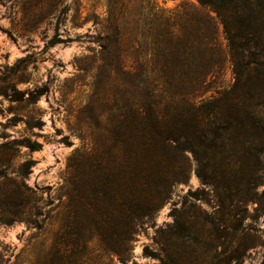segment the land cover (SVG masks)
I'll return each mask as SVG.
<instances>
[{
  "label": "rangeland",
  "instance_id": "obj_1",
  "mask_svg": "<svg viewBox=\"0 0 264 264\" xmlns=\"http://www.w3.org/2000/svg\"><path fill=\"white\" fill-rule=\"evenodd\" d=\"M111 1L116 0H0V264L158 263L145 254L146 247L163 259L168 252L221 264L227 255H237L239 264H262L264 146L256 158L209 160L216 168L211 187L219 199L232 203L229 208H218L212 188L211 195L193 196L209 187L196 175L189 153L186 159L178 154L171 159L184 164L186 178L173 182L167 198L136 219L130 238L111 181H101V197L89 202L90 180L75 170L76 164L99 152L101 132L110 128L116 104L127 107L130 98L126 89L131 84L113 76V60L100 52L102 37L113 34L107 17ZM156 2L165 8L188 2L209 9L196 0ZM123 3L137 12L141 0ZM210 14L224 51L220 74L211 84L230 85L223 29ZM30 143L39 149L32 150ZM30 159L34 162L26 164ZM235 169L240 173L233 175ZM147 195L152 191L142 187L129 197ZM82 196L83 201L89 198L87 205H81ZM248 196L251 200L243 202ZM98 198H103L101 205L93 207ZM138 212L128 210L129 215ZM227 212L234 215L230 229H225ZM180 222L186 230L181 227L176 234L172 226Z\"/></svg>",
  "mask_w": 264,
  "mask_h": 264
},
{
  "label": "trees",
  "instance_id": "obj_2",
  "mask_svg": "<svg viewBox=\"0 0 264 264\" xmlns=\"http://www.w3.org/2000/svg\"><path fill=\"white\" fill-rule=\"evenodd\" d=\"M196 1L209 9L188 2L165 8L156 0H141L136 12L129 8L130 3L111 1L107 17L113 34L102 37L100 52L113 60V76L131 84L126 89L129 105L116 104L118 112L110 128L101 132L99 152L80 160L74 169L90 180L87 189L92 203L102 194L103 186L98 184L111 181L115 205L123 208L129 224L127 238L135 232L136 219L146 214V209L159 206L173 182L186 178L184 164L171 161L176 154L186 159L189 153L196 162V175L209 187L194 191L193 196L212 194L218 208H229L232 203L219 199V191L211 187L216 168L209 160L226 163L234 157L256 158V151L264 146V0ZM211 12L222 26L231 63L233 80L226 86L211 84L224 61ZM28 146L32 150L40 147L37 143ZM33 162L30 159L26 164ZM173 174H177L175 178ZM142 187L152 191L151 197L132 200L129 194ZM255 188L252 183L253 196ZM250 196L243 202L251 200ZM88 199L83 201L82 196L81 205H87ZM102 199H95L92 206L98 208ZM126 208L139 212L129 215ZM226 214L225 229H230L234 217ZM184 225L174 224L173 232L178 234L176 230L180 232ZM144 252L159 261L154 264H216L168 252V259H163L148 247ZM237 258L227 255L221 264H239Z\"/></svg>",
  "mask_w": 264,
  "mask_h": 264
}]
</instances>
